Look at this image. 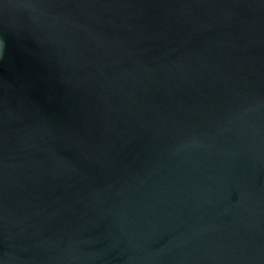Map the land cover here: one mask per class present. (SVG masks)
Here are the masks:
<instances>
[{"label": "water", "instance_id": "obj_1", "mask_svg": "<svg viewBox=\"0 0 264 264\" xmlns=\"http://www.w3.org/2000/svg\"><path fill=\"white\" fill-rule=\"evenodd\" d=\"M0 264H264V0H0Z\"/></svg>", "mask_w": 264, "mask_h": 264}]
</instances>
